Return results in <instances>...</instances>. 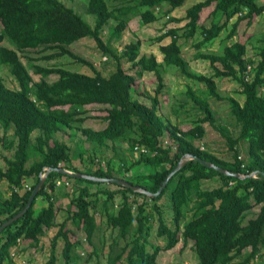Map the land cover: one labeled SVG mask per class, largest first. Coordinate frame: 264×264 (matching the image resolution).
Here are the masks:
<instances>
[{
  "label": "trees",
  "instance_id": "1",
  "mask_svg": "<svg viewBox=\"0 0 264 264\" xmlns=\"http://www.w3.org/2000/svg\"><path fill=\"white\" fill-rule=\"evenodd\" d=\"M186 1L122 0L120 4H110L108 0H89L88 11L97 18L93 26L61 0H0V21L3 24L0 30V127L4 131L1 140L8 150L13 151L11 156H5L6 167H0V180H6L11 190L9 196L0 195V225L26 207L46 167L123 178L157 192L183 155L192 153L232 172L250 174L258 170L256 177L226 175L192 159L171 177L160 194L150 196L115 182H110L115 184V189L92 192L87 183L100 181L53 170L29 209L0 233V264H15L12 248L23 241L37 246L47 231L56 226L58 230L51 239L49 258L43 264H59L60 239L65 264H78L80 255L76 247L80 242L72 240L70 233L73 230L69 222L82 229L86 239L94 244L100 228L99 209L105 212L108 225L117 229L119 238L125 241L122 250L110 256L109 264H120L123 258L128 264H159L160 252L175 248L180 241L184 246L192 243L191 249L198 259L196 264H257V259L264 264V58L260 61L247 58V45L241 41L225 46L220 54L200 51L205 44L219 37L239 12L242 15H238L233 23L229 38L241 21L251 23L256 15L264 12V1L202 0L193 4L184 18L170 15L175 9L182 8ZM212 4L215 6L212 14L218 17L221 13L225 20L214 19L210 26H200L202 11ZM134 10L140 11L145 24L163 17H168L170 22L187 20L182 27H169L157 37L162 41L171 36L169 43L160 46L162 60H158L154 53L141 54V40L127 43L123 50L115 46L128 26L127 16ZM111 19L117 23L111 28L109 40L105 41L104 26ZM199 26L204 37L195 43L199 49L194 57L211 62L215 73L210 76L191 71L180 43L182 37L186 40L194 38ZM86 37L96 41L99 49L107 55L106 60L110 57L116 62L115 70L105 75L93 62L70 48L71 44ZM38 48L54 50L47 56L49 59L71 57L88 65L92 72L33 62L29 67L20 53ZM124 61L131 64L127 70ZM172 65L188 78L206 85L204 90L188 85L185 93L189 103L203 112L205 119L227 140L232 152L230 159L203 147L201 143L207 130L199 118L189 130H184L181 123H175L161 111L160 96L167 86L165 74ZM3 66L8 67L18 88L6 84L1 74ZM146 72L157 78L155 95L149 96L150 104L133 96L136 83ZM35 75L39 78L35 79ZM52 76L56 78L50 80ZM218 77L237 80L244 101L234 96L223 97L216 81ZM212 97L229 102L239 128L236 135L228 126L215 121L209 100ZM93 104L106 106L104 119L107 125L103 129L95 130L84 125L88 118L87 107ZM10 130H13L11 136L8 135ZM36 130L39 133L34 135ZM77 131L82 133L93 151L99 147L116 148L115 145L122 141L129 144V151H139V157L131 165L122 161L124 173L121 172L123 168H114L112 160L107 162V168H101L97 165L98 158L91 153L88 154L90 163L74 165L73 148L55 135L67 132L75 137ZM169 141L173 145H166ZM76 146L80 158H83L87 151L84 142L77 141ZM242 147H245V156L241 155ZM141 164L150 171L127 174ZM65 178L76 187L77 193L71 197L69 206L74 205L76 209H70L68 216L56 225L55 193L60 187L56 180ZM207 179H218L220 185L205 189L202 181ZM28 180L32 183L28 184ZM167 192L173 213L170 224L165 219L162 204H159ZM100 193L106 195L101 208L97 196ZM118 196L119 203H115ZM40 197L47 201V205L41 208L36 207ZM139 198L143 200L139 201ZM255 206H260L258 214L245 222ZM188 213H191L189 219ZM154 219H158L155 231L158 237H164V245L150 242ZM114 242H118V238ZM95 249L97 251V247Z\"/></svg>",
  "mask_w": 264,
  "mask_h": 264
},
{
  "label": "rangeland",
  "instance_id": "2",
  "mask_svg": "<svg viewBox=\"0 0 264 264\" xmlns=\"http://www.w3.org/2000/svg\"><path fill=\"white\" fill-rule=\"evenodd\" d=\"M67 6L73 8L83 19L88 21L91 25H95L97 18L94 14L89 13L88 4L89 0H61ZM110 4H120L122 0H108ZM198 1L202 0H187L182 8H177V16L185 17L187 12L190 10L191 6ZM260 3H263L264 0H258ZM214 4L204 9L201 13L200 26L206 25L210 26L212 21H224L225 17L221 16V13H218V17L212 14L214 9ZM220 16V17H219ZM128 17V26L124 31L122 38L119 42L115 43V46L119 50H123L127 43L132 41L141 40V54L142 53H154L158 56V60L163 59V53L160 50V46L167 44L171 41V36L165 37L162 41H158L157 37L167 30L172 23H167V18H161L157 21L145 24L141 18L139 10H134ZM238 15L233 17L227 28H225L220 36L205 44L200 51L204 53H223L225 46L234 43L235 41H241L247 45L246 57L251 58L256 61H260L264 58V12L260 15H256L251 23L248 21H241L238 29L234 35L229 38L228 34L232 28L233 23L237 20ZM187 20H184L179 23H173V26L184 25ZM117 23L115 19H111L108 24L104 26L103 37L105 41H108L110 38L111 28ZM198 28V32L194 38L185 39L181 38L180 43L182 44L183 54L188 60V65L191 71L197 74L213 75L215 69L211 62L207 59H196L194 56L197 53L199 48L195 47V43L203 39L202 28ZM3 27V24L0 21V30ZM182 32V31H180ZM9 44V42L7 43ZM11 47L13 45L9 44ZM70 48L80 56L93 62L98 68L104 71L105 75H108L109 72L116 69V62L114 60L105 59V55L101 49L96 44L94 39L89 37L80 39L70 45ZM54 50L43 48L38 49H29L21 52L22 60L30 67V63L40 64L42 66H64L73 71H79L83 73H91L92 70L90 67L84 63H78L71 57H59V58H47L48 55L52 54ZM124 68L129 69L131 66L130 63L124 61ZM222 67V65H220ZM8 67L3 66L1 69V74L4 76L6 84L11 88H18L19 85L16 82L15 78L11 74ZM31 71H33L31 69ZM35 79H38L39 76L35 75ZM56 76L50 77V80H53ZM167 86L165 88V93L161 94V111L166 117H169L175 123L179 122L182 124L184 130H189L194 125V120H201V123L205 126L207 132L201 143L206 149L216 153L218 156L230 159L232 157V152L229 150L227 140L222 136L221 132L207 119H205V114L200 112L199 109L194 107L193 103H189V97L187 93L188 85L192 86L194 89H205L206 85L198 81H194L192 78H188L185 74L181 73L177 66L172 65L168 72L165 74ZM218 83L219 91L223 97L234 96L235 98L244 101V97L241 91V84L232 78H216ZM137 86L133 89L134 98H138L143 102L148 104L151 103L149 96L155 95V88L157 85V78L151 72H146L142 78L136 83ZM264 92V89H263ZM210 104L212 109L215 112V121L217 124H223L230 128V130L236 135L239 128L236 125L235 118L231 114L230 104L225 99H215L210 98ZM183 104V106H181ZM105 105L93 104L88 106V118L84 122V125L87 127H92L95 130H100L106 127L107 121L104 119V116L107 114ZM178 110L176 113L174 110ZM39 133V130L34 132V135ZM13 130L8 132V135H12ZM4 135L2 127H0V167H6L5 156H11L13 151L8 150L2 143L1 137ZM136 136V133H134ZM59 140L65 141L71 145L73 148V161L74 165L81 166L83 163H90L89 153L96 155L98 158L97 165L101 168H107V162L109 160L113 161L114 168L116 170H121L123 168L122 161H126L129 165L132 164L136 158L139 157V151H129L127 143L120 141L117 145L96 148V151H93L90 144L84 141V137L80 131L75 133V137H71L69 133H58L55 135ZM77 141H83L87 151L85 150L84 157L80 158V154L76 144ZM166 145H173L169 141ZM245 147L241 149V155L245 156ZM91 150V151H90ZM90 151V152H89ZM120 168V169H119ZM126 172L123 168L121 172ZM150 168L144 164L137 165L133 167L127 174L136 175L141 173L149 172ZM67 179V178H65ZM74 182V181H73ZM28 184L32 183V180L27 181ZM92 192H97L103 189H115L114 183L102 181L101 183H87ZM220 185L218 179H207L202 181V187L205 189H211ZM63 187V190L61 188ZM11 193L9 184L6 180H0V195L9 196ZM77 193L76 187L71 183L70 185L60 186L57 188L55 196H57L56 205H57V217L56 225L63 221L67 216L69 210H75L76 206L71 205V197ZM99 200V205L101 208L102 201L106 198L104 193L97 195ZM97 196H93L97 198ZM119 196L115 199V203H119ZM143 198H139V201H142ZM166 221L170 224L173 220V213L170 207V198L169 192H167L161 202ZM47 205V201L40 197L37 201L36 207L41 208L42 206ZM260 210V206H255L251 212L247 215L245 222L249 219L254 218ZM191 217V213H188L187 219ZM97 218L99 221L100 228L97 232L95 243L91 244L87 239L84 231L80 228H77L73 223L69 222L71 229L73 230L70 233V236L73 241H79V245L76 247V252L80 255L78 264H109L110 256L117 255L121 250L122 246L125 244L122 238H119V231L112 229L107 223V216L105 212H102L101 209L97 212ZM152 236L150 242L152 244L164 245V237H158L156 234L155 227L158 226V219L152 220ZM58 226L51 228L47 231L46 235L42 237L41 242L37 246H32L30 243L23 241L18 246L12 248V259L15 264H43L50 255L51 249V239L56 234ZM118 238V242H114V239ZM191 244L184 246L183 241H180L178 245L171 249L160 252L158 256L159 264H176L179 262H186L190 264H196L198 259L195 252L191 249ZM63 241L60 239L58 244V254H59V264H65L64 257L62 254ZM97 247V251H95ZM149 249L151 246L149 244ZM257 264H261V261L257 259ZM120 264H128L126 259L123 258Z\"/></svg>",
  "mask_w": 264,
  "mask_h": 264
},
{
  "label": "water",
  "instance_id": "3",
  "mask_svg": "<svg viewBox=\"0 0 264 264\" xmlns=\"http://www.w3.org/2000/svg\"><path fill=\"white\" fill-rule=\"evenodd\" d=\"M192 159H197L203 165H206L208 167L215 168L216 170H219V171H221L222 173H224L226 175H232V176H236V177H239V178L256 177L257 173L259 172L258 170L253 171L250 174H243V173H240V172H232V171H230V170H228L226 168H223V167L215 164L214 162L205 160V159H203L200 156L194 155L192 153H186L180 159V161L176 165V167L173 168L170 171L169 175L165 178L164 183L160 186L159 190L157 192H151L148 189H146V188H144L142 186H139V185H135V184L131 183L130 181H128L126 179H123V178H118V177H98V176H94L92 174H88V173H84V172L71 171V170H69L67 168L46 167V172L40 174V177H41L40 178V181L36 185V187L34 188V190L32 191V194H31V196L29 198V201H28L26 207L24 209H22L20 212H18L16 215H14L13 217H11L10 219H8L5 222H3L0 225V233L3 232L6 227H8L15 220H17L19 217H21L29 209V207L32 205V202L37 197V194L41 190L43 184L45 183L49 172H51L53 170L60 171V172H63V173H67V174H69L71 176H74V177L86 178V179L93 180V181L115 182V183L121 184L123 186L129 187V188L133 189L134 191L142 192V193H145V194L150 195V196H157L158 194L161 193V191L163 190V188L167 185V183L169 182V180L171 179V177H173L178 171L181 170V168L189 160H192Z\"/></svg>",
  "mask_w": 264,
  "mask_h": 264
},
{
  "label": "crops",
  "instance_id": "4",
  "mask_svg": "<svg viewBox=\"0 0 264 264\" xmlns=\"http://www.w3.org/2000/svg\"><path fill=\"white\" fill-rule=\"evenodd\" d=\"M178 9H180V8H178ZM177 9H175L170 15L171 16H173V17H178V18H184V17H181V16H177ZM164 18V17H163ZM167 18V17H166ZM184 20H186V19H184ZM184 20H182V21H184ZM181 21V22H182ZM168 22H170V21H168V19H167V23ZM172 23V25L170 26V27H180V26H173V23H179V22H176V21H173V22H170V24ZM183 26V25H182ZM231 45V44H230Z\"/></svg>",
  "mask_w": 264,
  "mask_h": 264
},
{
  "label": "built area",
  "instance_id": "5",
  "mask_svg": "<svg viewBox=\"0 0 264 264\" xmlns=\"http://www.w3.org/2000/svg\"><path fill=\"white\" fill-rule=\"evenodd\" d=\"M239 14H242V12H240ZM107 58V57H106ZM105 58V59H106ZM56 183H57V186H61V185H63V184H65V185H70V181L68 180V179H63V180H61V179H57L56 180Z\"/></svg>",
  "mask_w": 264,
  "mask_h": 264
},
{
  "label": "clouds",
  "instance_id": "6",
  "mask_svg": "<svg viewBox=\"0 0 264 264\" xmlns=\"http://www.w3.org/2000/svg\"><path fill=\"white\" fill-rule=\"evenodd\" d=\"M239 13H240V12H239ZM239 13H238V15H242V14H239ZM167 19H168V17H167ZM69 170H71V169H69ZM71 171H74V170H71Z\"/></svg>",
  "mask_w": 264,
  "mask_h": 264
}]
</instances>
